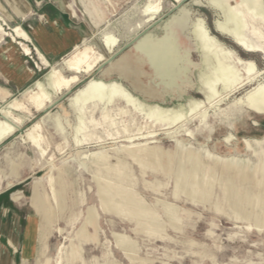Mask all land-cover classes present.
<instances>
[{
  "label": "rangeland",
  "instance_id": "1",
  "mask_svg": "<svg viewBox=\"0 0 264 264\" xmlns=\"http://www.w3.org/2000/svg\"><path fill=\"white\" fill-rule=\"evenodd\" d=\"M146 1L118 0L115 10L110 7L114 10L108 18L111 28L121 37L114 53L160 18L162 20L150 28V34L161 37L165 33L166 21L175 15V11H171L177 5L174 0H164L165 9L155 20L132 35L124 36L125 28L121 24L124 16L135 6L141 9ZM183 1L181 11L189 10L191 19L203 15L213 34L241 57L255 61L256 70H261L260 78L264 81L262 53L247 52L216 31L215 11L208 5L195 0ZM79 8L80 15L91 22L82 1ZM105 25L93 24L86 43L109 58L114 53H108L103 45L101 30ZM17 26L28 34L21 25L8 23L5 28L12 32ZM16 39L30 47L34 44L31 38L30 41ZM147 46L155 50L153 45ZM31 48L33 57L26 56L37 72L36 78L0 103L4 106L17 98L30 108V112L15 111L24 123L0 144V180L4 182L0 189V221L3 215H10L21 224L16 249L9 245L8 237L0 233V264H264V114L233 105L249 85L222 102V107L207 104L199 108L192 116L196 119L190 122L186 119L179 124L183 125V131L178 135L166 133L159 126L160 122L152 118L114 115L115 124L110 125L95 111L94 119L101 124L90 125V116L86 121L94 135L101 138L93 136L88 144L78 146L72 138L76 119L70 97L89 79L120 80L142 99L181 106L189 96L203 97L197 93V71H194L195 80L192 72L185 81L180 80L185 89L181 94L165 85L161 78H155L146 65H139V69L147 71L143 76L144 84L137 77H122L115 63L124 54L133 52L131 43L99 72L95 69L92 74H82L81 81L69 93L64 92L65 98L52 110L46 107L48 111L44 115L45 112L36 111L27 103L24 94L49 71V67L41 63L36 50L39 48L35 44ZM68 55L57 60L45 57L51 65L63 67L69 75L71 72L62 63ZM171 71L168 73L173 77L175 71ZM158 82L168 89L155 87ZM153 88L159 93L156 90L154 93ZM204 110H208L207 117L200 124L199 116ZM185 111L188 113L187 109ZM58 116L63 118L65 133L56 127L55 117ZM38 121L45 137L42 144L47 147L43 157L32 142L21 139L26 129ZM152 125L151 129H159V135L139 149L126 148L124 145L131 143L123 138L107 137V131H121L125 127L134 130L139 126H146L144 129L148 130ZM187 129L194 134L187 136ZM229 134L235 138L226 142ZM245 138L261 141L260 145L255 143L258 154L246 146ZM52 157L53 161L48 162ZM51 173L56 178L55 200L48 180ZM8 181L11 186L6 185ZM36 184H39L35 194L38 197L34 204L32 196ZM17 193L23 196L22 200L14 198ZM89 215L93 224L82 229ZM29 216L34 218L35 224L29 228L23 254ZM59 229H63L62 232Z\"/></svg>",
  "mask_w": 264,
  "mask_h": 264
},
{
  "label": "bare ground",
  "instance_id": "2",
  "mask_svg": "<svg viewBox=\"0 0 264 264\" xmlns=\"http://www.w3.org/2000/svg\"><path fill=\"white\" fill-rule=\"evenodd\" d=\"M182 1L174 0L177 5L171 11L172 13L175 11L173 13L175 15L172 19H166L167 21L164 25L165 33L161 37L150 34V28L161 21L162 18L132 39L133 49L140 52L138 49H142L145 44L160 48L170 64L176 67L177 78L182 81H185L184 78L187 77L189 72L190 75L192 72L195 80L194 71H197L195 80L198 88L197 93L203 97L189 96L186 103L181 106L163 105L142 99L119 80L91 78L70 97V105L76 119L72 138L78 146L88 144L95 138L93 136H97L94 135L93 128L90 127V125L96 127L101 124L94 119L95 111L100 113L104 118V122L110 123V125L115 124L114 115H127L132 118L137 116L143 120L152 118L154 122H160L159 126L162 127V130H166V133H177L178 135V133L183 131V125L179 126V124L186 119L187 122L192 121L195 118L192 117L193 114L199 108L207 104L215 105V107L219 106L240 89L249 85L250 88L243 96L237 98L233 105L245 107L247 110L257 114H264V81L260 78L261 70H256L255 61L241 57L233 48L227 46L213 34L203 15H198L191 19L189 10L184 9L181 11L180 9H182L184 2ZM195 1L198 4L208 5L215 11L214 25L216 31L231 38L234 43L245 51L260 52L264 55V0ZM164 9V0H147L141 9L135 6L124 17L122 22L126 29L125 34L132 35L147 22L155 20ZM0 20V40L5 36H11L13 39L20 37L23 40L30 41L29 35L19 26L12 28V32H8L5 28L8 23L3 18H0ZM102 40L107 51L114 52L120 43V36L114 32L110 25L103 31ZM19 44L23 46V51L26 55L33 53V49L29 45H25L20 41ZM36 50L41 63L49 67L45 78L36 80L33 86L24 93L27 103L36 111L44 110L49 104L54 102L57 96L64 92L67 94V91L70 92L72 87L81 81L82 74H92L101 62L103 63L105 60V55L102 52L98 51L92 44L84 43L77 46L62 61L64 68L71 72L68 75L64 72L63 67L51 65L46 57L38 49ZM140 53L143 54L142 52ZM144 56L147 64L152 66L158 74L149 58L146 55ZM180 80H177V82L179 83V88H182L183 83H180ZM185 109L188 110V113ZM16 110L30 112L29 106L17 98H14L4 106L0 105V114L3 115V118H0V144L13 135L18 126L24 123V119L15 112ZM115 111L116 113H114ZM207 111L201 112L199 116L201 118L199 119L200 124L205 121ZM88 116L91 117L89 126L86 121ZM55 123L62 133L66 132L67 129L60 116L55 117ZM151 127L153 125L149 126L148 130L144 129L147 128L146 126H139L134 130L125 127L121 131H107V137L115 140L123 138L125 139L124 141L131 143L124 145L126 148L139 149L149 144V139L156 138L159 135L157 133L159 129H151ZM41 128V121L33 123L22 134L21 139L22 141L28 140L32 142L43 157L47 147L42 144L45 137L41 133ZM193 134L192 130H186L187 136ZM96 138L100 139L101 137L97 136ZM233 138L235 137L229 134L226 137V142ZM136 140H145V142L135 143ZM244 143L249 149L254 150L256 148L255 143L260 145L261 141L245 138ZM262 148H264L263 145ZM255 152L257 153V149H255ZM52 161L53 157L48 160V162ZM48 180L53 193L52 198L55 200L57 198L56 178L53 173L48 176ZM35 197L37 200L38 196ZM109 200L111 199L109 198ZM91 216H88L82 229H86L85 226L88 224H93ZM59 230L62 232L63 229Z\"/></svg>",
  "mask_w": 264,
  "mask_h": 264
},
{
  "label": "crops",
  "instance_id": "3",
  "mask_svg": "<svg viewBox=\"0 0 264 264\" xmlns=\"http://www.w3.org/2000/svg\"><path fill=\"white\" fill-rule=\"evenodd\" d=\"M81 1L85 6L91 22H88V20L79 13V4L81 5ZM126 1L127 0H124V2ZM111 6H113V9L115 10V8L119 6L118 0H0V16L4 17L11 26H14V24L21 25L28 32L30 35L29 37L44 56L49 60H57L68 55L77 46L86 43V37L89 36L93 24L97 27L102 26L104 23L106 24V27L101 30L103 35V31L111 25V21L108 19L109 15H112L114 11L110 8ZM121 24L123 23L121 22ZM124 36L130 35L125 34ZM132 50V53L124 54L118 59L117 63H115L116 70L122 77H137L139 82L144 84L143 76H146L147 71L139 69V65H146L151 69L155 78L156 76L161 78L165 85L172 82L170 80L172 77L168 72L164 74L162 71L163 69L160 71L157 70L159 67V64H157L158 62L161 63L163 68L164 65H166L165 67L169 71L171 70L170 62L161 51H158L156 47L155 50H150L147 44H145L142 49H138L149 58L151 64L158 72L157 74L152 66L147 64V60L143 54L133 48ZM107 52L111 54L114 53ZM107 59L108 58H105V60ZM36 73V70L23 51V46L21 47L17 39L5 36L0 40V103L10 96L12 92L23 90L29 86L36 78ZM163 83L158 82L155 87L160 86V89H168L167 86L166 88L165 86H162ZM129 89L134 93L131 88ZM155 90L156 89L153 88L154 93L157 91ZM157 92L159 93V90ZM63 95L55 99L53 103L49 104L47 109L56 106L58 100ZM47 109L42 110V112H47ZM46 112L44 115L47 114ZM61 119L63 120L62 117ZM40 167L46 168V166L41 165ZM3 185L4 182L0 180V189H2ZM6 185L11 186L12 184L8 181ZM38 185L39 184L35 185L33 191L32 198L34 204ZM22 197L23 196L20 193H17L14 196L16 200H22ZM34 224V218L29 216L26 225L27 230L24 240L23 254L28 241L29 228H32ZM19 230H21V224L17 219L10 215H3L0 221V233H3L8 237V243L14 249L17 248L16 240L17 235L20 232Z\"/></svg>",
  "mask_w": 264,
  "mask_h": 264
},
{
  "label": "flooded vegetation",
  "instance_id": "4",
  "mask_svg": "<svg viewBox=\"0 0 264 264\" xmlns=\"http://www.w3.org/2000/svg\"><path fill=\"white\" fill-rule=\"evenodd\" d=\"M156 49L158 50V51H162L160 48H158V47H156ZM157 64H159V67L157 68V70L158 71H160V70H162L163 72H164V74L166 73V72H168L169 70L165 67L166 65H164V68H165V70H164V68L161 66V63L160 62H158ZM171 65V64H170ZM173 69H174V71H175V73H174V76L172 77V79H170L172 82L171 83H168L167 84V86L168 87H170L172 90H175L176 91V93L177 94H181V91H185V89H183V88H179V83L177 82V80H180V79H178L177 78V74H176V67H173L172 65H171V70L173 71ZM170 70V71H171ZM171 71V72H172ZM173 71V72H174ZM185 79V78H184ZM180 83H182V81H179Z\"/></svg>",
  "mask_w": 264,
  "mask_h": 264
},
{
  "label": "water",
  "instance_id": "5",
  "mask_svg": "<svg viewBox=\"0 0 264 264\" xmlns=\"http://www.w3.org/2000/svg\"><path fill=\"white\" fill-rule=\"evenodd\" d=\"M179 6V5H178ZM132 42L128 43L126 46H124L123 48L119 49L117 52H115L112 56H110L106 61H104L103 63H101L97 68H96V72H99L100 70H102L105 66H107L109 63H111L114 59H116L119 54L125 49L127 48ZM69 93V92H68ZM66 95H63L59 100L58 103L61 102ZM57 103V104H58ZM52 108V107H51Z\"/></svg>",
  "mask_w": 264,
  "mask_h": 264
},
{
  "label": "built area",
  "instance_id": "6",
  "mask_svg": "<svg viewBox=\"0 0 264 264\" xmlns=\"http://www.w3.org/2000/svg\"><path fill=\"white\" fill-rule=\"evenodd\" d=\"M31 45V47H33L34 48V44H30ZM22 47V46H21ZM30 58H32L33 57V55H28Z\"/></svg>",
  "mask_w": 264,
  "mask_h": 264
}]
</instances>
